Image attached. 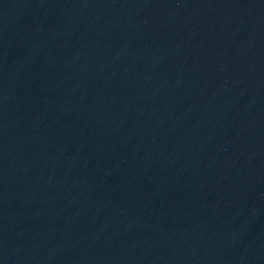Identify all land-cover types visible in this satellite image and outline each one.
I'll return each mask as SVG.
<instances>
[{
	"label": "water",
	"instance_id": "1",
	"mask_svg": "<svg viewBox=\"0 0 264 264\" xmlns=\"http://www.w3.org/2000/svg\"><path fill=\"white\" fill-rule=\"evenodd\" d=\"M0 264H264V0H0Z\"/></svg>",
	"mask_w": 264,
	"mask_h": 264
}]
</instances>
